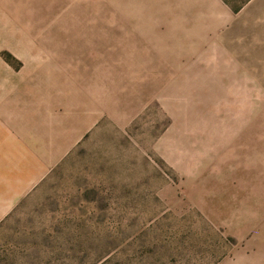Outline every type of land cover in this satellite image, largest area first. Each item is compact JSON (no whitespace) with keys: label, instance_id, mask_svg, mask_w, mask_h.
I'll use <instances>...</instances> for the list:
<instances>
[{"label":"rangeland","instance_id":"rangeland-1","mask_svg":"<svg viewBox=\"0 0 264 264\" xmlns=\"http://www.w3.org/2000/svg\"><path fill=\"white\" fill-rule=\"evenodd\" d=\"M227 1L233 91L151 0H0L10 119H41L42 155L75 145L0 224V264H264V0Z\"/></svg>","mask_w":264,"mask_h":264},{"label":"crops","instance_id":"crops-1","mask_svg":"<svg viewBox=\"0 0 264 264\" xmlns=\"http://www.w3.org/2000/svg\"><path fill=\"white\" fill-rule=\"evenodd\" d=\"M151 2L157 5L155 12H161V18L166 23L176 21L171 26H161V34L165 35L169 30H176V34L184 38L185 44L199 45L198 53L201 54L198 59L206 66L203 63L194 66L199 69L198 75H212L210 91L238 90L236 88L238 84L233 81H235L234 76L240 75L241 67L230 44L234 40V30L242 8L235 12L224 0H151ZM192 58L197 59L196 52ZM206 67L212 70L206 72L204 71ZM214 76L218 77V81H225L224 77L228 80L225 83L214 84ZM0 82L1 91L3 85L9 82L15 87L12 90L11 100H4L2 105L4 109H0L1 224L70 154L75 145L71 143L67 149L60 152L52 150L49 154L42 155L39 150L41 119H22V117L10 119L9 117V103L18 102L22 96L18 88L22 85V78L13 76L9 79L2 76ZM11 108L15 110L19 105L15 104ZM98 123L97 120L95 125ZM92 127H96L94 123L87 128L82 139L91 133Z\"/></svg>","mask_w":264,"mask_h":264},{"label":"trees","instance_id":"trees-1","mask_svg":"<svg viewBox=\"0 0 264 264\" xmlns=\"http://www.w3.org/2000/svg\"><path fill=\"white\" fill-rule=\"evenodd\" d=\"M227 4H229L231 7H232V9L235 11V12H238L241 8H242V6L240 7H234L233 5H231L230 3H229V1H227V0H224Z\"/></svg>","mask_w":264,"mask_h":264}]
</instances>
